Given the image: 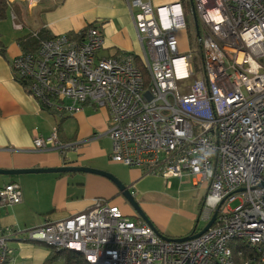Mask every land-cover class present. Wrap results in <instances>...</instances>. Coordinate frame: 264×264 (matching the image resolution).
Here are the masks:
<instances>
[{
    "label": "built area",
    "instance_id": "obj_1",
    "mask_svg": "<svg viewBox=\"0 0 264 264\" xmlns=\"http://www.w3.org/2000/svg\"><path fill=\"white\" fill-rule=\"evenodd\" d=\"M11 1L31 9L40 0ZM125 1L146 75L132 54L100 56L103 36L93 26L42 40L11 69L42 109H105L110 161L167 184L189 179L204 188L198 222L205 226L217 211L215 220L195 239L165 241L136 215L95 199L83 212L27 230L26 239L79 252L91 264H264V0H191L200 35L194 55L177 37L187 29L182 0ZM13 28L22 29L14 18ZM57 133L36 136L34 148L77 149L62 146ZM21 201L17 182L0 188V208ZM17 234L0 230V264Z\"/></svg>",
    "mask_w": 264,
    "mask_h": 264
},
{
    "label": "crops",
    "instance_id": "obj_2",
    "mask_svg": "<svg viewBox=\"0 0 264 264\" xmlns=\"http://www.w3.org/2000/svg\"><path fill=\"white\" fill-rule=\"evenodd\" d=\"M24 9L26 26L21 31L13 28L14 33L26 34L43 27L53 37H70L93 26L103 36L100 56L108 57L120 52L142 56L125 0H40L31 9L24 5ZM13 18L12 14L8 18L12 24ZM21 36L15 35V41L13 44L10 42L12 45L9 47L2 41L0 32V41L4 44L6 54V58L0 56V169L72 166L111 171L115 165H120L127 169L129 175L119 179L134 193L140 209L156 232L168 239L188 236L195 227L200 211L199 208L197 211L198 194L200 190L203 194L204 188L195 187L196 194H183L179 188L174 189L178 179H170L167 184L161 177L144 176L138 169L112 163L109 156L111 165L107 164L105 158L110 154L111 141L106 133L108 112L105 109H96L87 103L80 112L54 114L42 109L25 88L15 81L10 62L22 53L17 43ZM55 127L62 146L75 143V151L64 148L63 153H60L57 149L44 151L34 148L33 139L36 136H49ZM187 180L185 178L179 182L186 181L189 184ZM10 182L19 184L22 201L18 205L0 208V230L11 228L18 232L7 241L8 257L5 264H43L50 250L43 244L29 242L25 232L48 221L63 220L83 212L95 199L109 200L119 207L124 216H135L115 184L98 175L0 176V188ZM180 185L177 183V187ZM199 201L201 203V199ZM203 227L204 224L201 226L198 222L197 229Z\"/></svg>",
    "mask_w": 264,
    "mask_h": 264
},
{
    "label": "trees",
    "instance_id": "obj_3",
    "mask_svg": "<svg viewBox=\"0 0 264 264\" xmlns=\"http://www.w3.org/2000/svg\"><path fill=\"white\" fill-rule=\"evenodd\" d=\"M23 4L25 5V3H23L22 1H16L14 3H11L9 2V0H0V22L2 20L8 19L12 14L15 17V20L20 24L22 28L21 30H23V28L26 26L24 23L25 9ZM182 4L184 6V12L186 14V17L189 16V20L193 22V10L191 5V0H182ZM192 27H194V22ZM83 33L84 30L78 33L77 35L71 34L70 37L75 38L78 35L79 36L82 35ZM51 38H53V36L50 35V33L47 30H45V28L40 27L36 31H30L26 34H22V36L17 39V43L23 54L26 52L34 51L39 46L42 40H47ZM196 40H199V37L196 36ZM198 48H200V41L198 42L197 49ZM0 56L2 58H6L5 48L1 43V41H0ZM133 56L137 66L141 69L144 75H146V70L144 69L143 65L140 63V58L136 55ZM194 63H195L194 65L196 67V71H198L199 68H197L198 63L196 62V59ZM14 78L15 81H17L22 87L23 85H25L23 80L19 79L16 75H14ZM61 175H72V174H61ZM202 200L203 199H201L200 208H201ZM200 230L197 229V224H195V227L192 229L189 235H192L193 233H197ZM46 247L50 250V254L43 264H54L57 261H61L62 264H91L88 261H86L85 257L79 252L70 251V250L58 251L53 247H48V246Z\"/></svg>",
    "mask_w": 264,
    "mask_h": 264
},
{
    "label": "water",
    "instance_id": "obj_4",
    "mask_svg": "<svg viewBox=\"0 0 264 264\" xmlns=\"http://www.w3.org/2000/svg\"><path fill=\"white\" fill-rule=\"evenodd\" d=\"M192 5V10H193V3L191 2ZM193 22H194V30L195 34L197 37H199V23L197 16L193 10ZM77 173H84V174H93V175H98L101 177H104L108 180H110L112 183L115 184L117 189L119 190V194L123 197L124 201L133 209L135 212L136 216L139 217L141 220L146 222L150 227H153L151 222L148 220V218L145 216V214L142 212L140 209L138 203L136 202L134 196L131 194L129 191L128 187H126L122 181H120L117 177L113 176L110 173L100 171L97 169L89 168V167H72V166H64L60 168H47V169H22V170H3L0 169V176H19V175H26V174H77ZM217 211L214 212L213 216L211 219L208 221V223L197 233H193L192 235H188L183 238L179 239H168L157 233V235L167 241V240H172L176 242H182V241H188L191 239H195L199 236H201L203 233H205L213 224L215 217H216ZM198 223V219L196 221V224Z\"/></svg>",
    "mask_w": 264,
    "mask_h": 264
},
{
    "label": "rangeland",
    "instance_id": "obj_5",
    "mask_svg": "<svg viewBox=\"0 0 264 264\" xmlns=\"http://www.w3.org/2000/svg\"><path fill=\"white\" fill-rule=\"evenodd\" d=\"M12 25L13 24H12L11 20H9V19L8 20H2L0 22V32H1L2 36H3V40L2 41L5 43V45H8L9 47L15 41V35H22L19 32L18 33L17 32L14 33V30H13ZM186 25H187V32L184 31V30H180L177 33V37H178V39L180 41V50H183L184 53H187L188 51H190L194 55V53H195V51L197 49L199 40H196V34H195V31H194V27H192L193 26V22H191L189 20V16L186 17ZM10 42H12L11 45H10ZM196 62L198 63V65H200L199 64V57H198V61H196ZM108 156L109 155L107 154V157L105 158L106 159V163L111 165V162L109 161ZM97 170H99V169H97ZM100 170L101 171L103 170L104 172L110 173L113 176L117 177L118 179L119 178L125 179L129 175L127 169L124 168V167H122V166H120V165H115L111 169V171H108L109 169H107V170L100 169ZM179 181L180 180H178V182H176L174 184V189L179 188V191H181L183 194H192V193H195L196 194V189L197 188L193 187V185L189 182L190 180L189 181L187 180V182L189 184H187L186 181H183V182H179ZM171 182H173V181H171ZM177 183H178V185H180L181 183H183V185H180V187L179 186L177 187ZM200 191L201 192L198 194L197 211H198V208H200V201L199 200L200 199H203V197H204V192L202 194V190H200ZM137 203L140 206V203L139 202H137ZM237 204H238V202L236 201V202H234V203L231 204V207H235ZM134 220H136V219H134ZM199 225L202 226L201 223H199ZM170 241H172V240H170Z\"/></svg>",
    "mask_w": 264,
    "mask_h": 264
},
{
    "label": "clouds",
    "instance_id": "obj_6",
    "mask_svg": "<svg viewBox=\"0 0 264 264\" xmlns=\"http://www.w3.org/2000/svg\"><path fill=\"white\" fill-rule=\"evenodd\" d=\"M198 224V223H197Z\"/></svg>",
    "mask_w": 264,
    "mask_h": 264
},
{
    "label": "flooded vegetation",
    "instance_id": "obj_7",
    "mask_svg": "<svg viewBox=\"0 0 264 264\" xmlns=\"http://www.w3.org/2000/svg\"><path fill=\"white\" fill-rule=\"evenodd\" d=\"M136 215V214H135Z\"/></svg>",
    "mask_w": 264,
    "mask_h": 264
}]
</instances>
